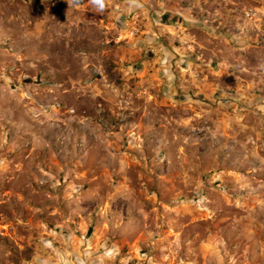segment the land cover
<instances>
[{"label": "rangeland", "instance_id": "1", "mask_svg": "<svg viewBox=\"0 0 264 264\" xmlns=\"http://www.w3.org/2000/svg\"><path fill=\"white\" fill-rule=\"evenodd\" d=\"M0 264H264V0H0Z\"/></svg>", "mask_w": 264, "mask_h": 264}]
</instances>
